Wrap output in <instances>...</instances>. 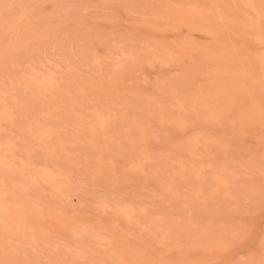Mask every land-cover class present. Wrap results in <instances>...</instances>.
I'll use <instances>...</instances> for the list:
<instances>
[{"label": "bare ground", "instance_id": "1", "mask_svg": "<svg viewBox=\"0 0 264 264\" xmlns=\"http://www.w3.org/2000/svg\"><path fill=\"white\" fill-rule=\"evenodd\" d=\"M28 1L0 0V231L25 226L33 235H62L69 243L57 250L62 255L41 245L43 257L35 243L40 253L23 251L42 264H264V0ZM40 3L52 15H40ZM58 25L77 40L56 34ZM28 43L43 50L27 51ZM15 48L26 50L25 61L36 59L34 69L50 57L62 66L50 72L57 81L49 87L40 82L42 103L27 99L37 92L27 75L33 92L25 75L20 82L22 70L18 77L1 63L18 55ZM23 61L15 67L29 66ZM79 63L89 69L75 72ZM14 84L29 94L13 97ZM80 148L94 151V165L71 155ZM64 154L73 168L62 167ZM108 173L112 180L102 178ZM124 173L151 189L138 182L142 192L129 187L123 195ZM130 192L139 202L125 203ZM179 205L185 212L177 227L165 213ZM104 208L110 214L96 213ZM74 218L94 223L76 227ZM3 242L0 264L31 258L14 259ZM70 244L83 254L72 257ZM164 247L178 258L156 261L152 250Z\"/></svg>", "mask_w": 264, "mask_h": 264}, {"label": "rangeland", "instance_id": "2", "mask_svg": "<svg viewBox=\"0 0 264 264\" xmlns=\"http://www.w3.org/2000/svg\"><path fill=\"white\" fill-rule=\"evenodd\" d=\"M26 1L28 2L27 4H29V1H28V0H26ZM26 1H25V2H26ZM32 1H33V4H31L32 6H33L34 4H35L36 7L39 6V5H37V4L39 3V1H38V3L35 2V0H32ZM95 1H96V0H95ZM131 1H133V0H124L123 3L127 5V4H128L129 2H131ZM20 2H22V1L20 0ZM25 2H24V0H23L22 3L25 4ZM69 2H70L69 0H64V5H63V6L69 5ZM36 3H37V4H36ZM40 4H41V3H40ZM16 5H17V3H16ZM25 5H26V4H25ZM25 5H24V6H25ZM12 6H13V7H16L15 5H12ZM35 6H33V7H35ZM28 7H29V6H28ZM28 7H24V9H25V8H28ZM30 8H32V7H29V9H30ZM38 8H39V9H38L39 12H41L40 15L44 14L46 11L51 10V8H49V7H46V6L43 7L42 4H41L40 7H38ZM5 9H6V6H4V8H1V7H0V18L3 17V15L5 14V13H3V11H5ZM16 10H17V11H16ZM27 10H28V9H27ZM27 10H26V9L23 10L24 13H25ZM23 11H20V12H21V13H20L18 9L13 8V13H15V14H17V15H18V14H19V15L23 14ZM49 12H50V11H49ZM46 13H47V15L49 14L48 12H46ZM84 13H86V12L84 11ZM50 14H51V13H50ZM50 14H49V15H50ZM51 15H52V14H51ZM84 15H85V18H88V17H87V14H84ZM135 15H136L137 17H138V16H141V14L139 15V14H137V13H136ZM31 16H32V15H31ZM59 26H60V25H58V27H59ZM56 27H57V26H56ZM58 27H57V28H58ZM62 27H63V26L59 27V31H58V29L54 28V26H53V28L57 30V31H56V34H57L58 32H60V33H58V34H61L62 31H63V32H65V35H64V33H62V34L64 35V38H65V39H68L69 41H70L71 39H74V36H73V34H72V33H73L72 30L70 31V30H69L70 28L67 30V29H66L67 27H65V26H64V27H65V28H64L65 30H64ZM60 28H61V29H60ZM54 29H53V30H54ZM62 29H63V30H62ZM138 29H142V28H141V27H138ZM51 31H52V30H51ZM52 32H55V31H52ZM1 38L3 39V37H0V39H1ZM4 38H5V39H3V40L1 39V40L3 41V43H6V37H4ZM76 40H77V39H76ZM76 40H74V41H76ZM58 41H59V40H58ZM74 41H70V42H74ZM11 43H12V41H11ZM30 43H31V42H30ZM30 43H28V44H30ZM32 43H34V42H32ZM9 44H10V42H9ZM50 44H51V43H50ZM30 45H31V46H30ZM30 45H28V47H27V45H26L25 49H26L27 51H28V50H29V51L32 50V49L34 48V46H35V44H33V45L30 44ZM48 45H49V43H48ZM51 45H52V44H51ZM0 46H1V41H0ZM10 46H11V45H9V47H10ZM29 46H30V47H29ZM36 46H37V47H36ZM36 46H35V48L38 49V46H39V48H41V49L43 50V47H41L40 45L36 44ZM31 47H32V48H31ZM46 47H48V46H46ZM29 48H31V49H29ZM37 49H36V50H37ZM41 49H40V50H41ZM44 49H46V48H44ZM19 50H21V49L19 48L18 51H19ZM26 50H25V51H26ZM36 50L33 49V51H36ZM47 50H51V53L55 51L54 49L52 50V46L50 47V45H49V47L47 48ZM13 51H16V53H18L16 48H15L14 50L12 49L10 52H13ZM23 51H24V50H22V52H23ZM25 51L23 52V54L26 53L25 55H22V54H21L22 52L20 53V51H19L18 55L20 54V55H22V56L19 57L18 59H17V57H16V56H18L16 53H14V54H16V56H15V55H12V56H14V58H13V57L11 58V53H9V54H10V57H9V58H11V59H9V58L7 59V58H6L7 56H6L5 59L3 58V60H1V63H4V64L6 65L7 70H8L10 67H12V68H10V70L13 69L12 72L14 71V72H16V74H17V71L20 72V71L22 70L21 73H19V74H21L22 76L19 75V74H17L18 77L21 76L20 78H18V79H20V82H21L22 80L25 79L23 82H25V84H27V83H26V82H27V79H29L28 81H32V82H33V83H32V84H33L32 88H33V89L35 88V92H37V93H38V92H41V94H42V90H40V89H41L42 87H44V86H43V85H40V82H43V83L46 82V83H45V86L48 85V87H49L50 81H51V83H52L53 79H55L54 75L56 76V74L52 72V73L54 74V75H53L54 78L52 79V78H51L52 73H50V72L54 70V68L56 67V64H57L56 69H58V70H59V68H61L62 66H60L58 63H56V61H54V57L51 59V57L49 56V57H50V58H49L48 55H50L51 53H50V54H49V53H46V50H44L45 52H43V51H42V52H43L44 54L46 53V54H45V58H44V54H43V53H41V54H42V57L44 58V60H45L46 58H49V59L47 60V62H44V61L42 60V57H41V56H40V57H41L40 61L38 60V58H39V57H38V58H37L38 61H36V62H37V63L39 62V64H40V63H41V60H42V62H44L45 65H44V67H43V66H42L43 64L41 63L42 65H40V69L42 70V67H43V70H42V71H41L40 69H38L39 67H37V69H38V70H37V69H36V66H35V69H34V68H33L34 65L31 64V59H32V61H35L36 59H34V57L31 58V59L29 60L30 63H29L27 60L25 61L22 57H23V56L25 57L26 55H27V56L29 55V54H28L27 52H25ZM33 51H32V52H33ZM47 52H49V51H47ZM30 53H31V52H30ZM27 58H28V57H27ZM16 59H17V60H16ZM22 59H23L25 62H24ZM25 59H26V58H25ZM33 59H34V60H33ZM17 61H18V62L20 61V63H22V61H23V63H24L23 65H27V64H28V65H29V66H27L28 69H26L27 67H25V69H24L22 65H21V66H22L23 69H21V66H20V65H19L20 68L15 67ZM45 61H46V60H45ZM25 63H27V64H25ZM33 63H34V62H33ZM37 63H36V64H37ZM17 64H19V63H17ZM30 64L32 65V68L30 67V66H31ZM34 64H35V63H34ZM3 66H4V65H1V64H0V70H2V67H3ZM37 66H39V65H37ZM13 67H15V69H16V68H18V69H17V70H14ZM30 68H31V69H30ZM32 69H33V70H32ZM56 69H55V70H56ZM73 69H74V68H73ZM73 69H72V70H73ZM88 69H89V65H86L85 63H79V64L77 65V67L74 69V71L77 72V73H83V72L85 73V70H88ZM31 70H32V73H30ZM55 70H54V71H55ZM62 70H63V69H61L60 71H62ZM80 70H81V71H80ZM8 71H9V70H8ZM23 71H24V73H22ZM56 71H57V70H56ZM60 71H58V73H59ZM29 73H30L31 75H29ZM0 74H1V73H0ZM11 74H12V75H11ZM11 74H9V75H11V76H14V75H15V76H16V74H14V73H11ZM59 74H60V73H59ZM23 75H25V76H24V79H22V78H23ZM26 75H27V77H29V78H27ZM60 75H61V74H60ZM35 76H36L37 78H35ZM25 77H26L27 79H26ZM50 78H51V80L48 81V79H50ZM35 79H36V80H35ZM38 80H39V81H38ZM55 80H56V79H55ZM55 80H54V81H55ZM47 81H48V82H47ZM54 81H53V82H54ZM56 81H57V80H56ZM37 82H38V83H37ZM14 83H15V82H14ZM53 84L55 85V83H53ZM14 85H15V87H14ZM14 85H11V86H13V88H15V89L11 88V91H10V92H12L11 95H14V94L18 91L17 94H19V95L21 96L22 93H25V92L28 93V92H27V89H29L28 87L31 88V86H28V84H27L28 87L26 86V91H25V92H23L24 89H23V91H22V89L18 88L19 90H21V94H20V91H19V90L16 91V89H17V88H16L17 84H14ZM35 85H38V87H36ZM50 85H51V84H50ZM24 87H25V85H24ZM32 88L29 89V91L31 90V91L33 92ZM36 88H38L39 91H38ZM51 88H53V86H52ZM42 89H43V88H42ZM31 91H30V92H31ZM46 91H49V89H46ZM52 92H53V91H52ZM37 93H34V92L31 93V97L26 96V95H25V96H26V97H29V98H27V99H30V100H33V101H38V102H41V103H42V101H45V100H43V99H46V98H43L41 95H39V93H38V94H37ZM44 93H46V92H44ZM44 93L42 94L43 96L45 95ZM47 93H48V92H47ZM28 94H29V93H28ZM32 94H34L35 96L32 97V96H33ZM49 94H51V93H49ZM19 95H17V96H19ZM23 95H24V94H23ZM20 96H19V97H20ZM51 96H52V95H50V98H51ZM13 97H16V96L14 95ZM44 97H45V96H44ZM46 97H47V95H46ZM48 97H49V95H48ZM48 97H47L46 102H47L48 99H49ZM17 98H18V97H17ZM41 98H42V99H41ZM43 103H44V102H43ZM89 103H91V102H89ZM93 103H94V101H93ZM73 112H74V111H73ZM74 113H76V112H74ZM60 141H61V140H60ZM82 141L84 142V140H81V143H80V144H82ZM56 142H58V140H57ZM54 143H55V142H54ZM97 143H98V142H97ZM83 144H84L85 146H87V143H86V142L83 143ZM108 146H109V145H107V147H108ZM108 149H109V147H108ZM81 150H82V155H81ZM92 150H93V149H92ZM86 151H87V152H86ZM86 151L80 148L79 152H78V151H73V152H71L72 154H71L70 152H69V154L74 155V154H78V153H79L77 157H78L79 160H80V159H81L82 161L84 160L83 163H84V162H87V161L90 162L91 160H92V161H95V154H94V155L92 154V153H94V151H91V152H89V153H88V151H90V150L87 149ZM107 151H108V150H107ZM107 151H106V152H107ZM83 152L85 153V155H86V153H87V156H88L89 160H88V158H87L86 156L83 155V154H84ZM95 153H96V152H95ZM114 153H115V152H114ZM114 153H113V156H114ZM37 154H38V157H39V153H37ZM37 154H36L35 157H37ZM90 154H91V155H90ZM107 154H108V152H107ZM109 154H110V153H109ZM109 154H108L107 156H106V154H105V156H106L107 158H108V156L111 157ZM40 155H41V153H40ZM47 155H48V157H49V156H51L52 154H49V153H48ZM53 156H54V154H53ZM57 156H58V155H57ZM61 156H62V155H61ZM61 156H58L59 159L62 158L60 161L63 160V156H62V157H61ZM66 156H67V155H66ZM91 156H92V157H91ZM35 157L33 156V160H34V159H35V160H39V159H37L38 157H37V158H35ZM43 157H45L46 160H47V156H43ZM55 157H56V156H55ZM69 157H70V155L67 156V158H66V157H65V154H64V159H65V160L68 159V160L70 161ZM52 158H54V157H52ZM52 158H49V160L52 159ZM54 159H55V158H54ZM35 160H34V161H35ZM46 160H45V161H46ZM49 160H48V162H50ZM52 160H53V159H52ZM52 160H51V161H52ZM56 160H57V159H56ZM65 160H63V161L61 162V164L64 162V164H62V167H63V165L65 166V162H67V163H66V167H67V165H70V164H69L70 162L68 163V160H67V161H65ZM57 161H58V160H57ZM57 161H56V163H57L58 165L55 164V166H59V161H58V162H57ZM53 162H54V160L52 161V163H53ZM46 163H47V162H46ZM52 163H51V164H52ZM54 163H55V162H54ZM83 163H82V164H83ZM94 163H96V162H94ZM94 163L92 164V163L90 162L89 165H91V164L94 165ZM86 164H87V163H86ZM86 164H84L83 167H84V168H89L88 164H87V165H86ZM52 165H54V164H52ZM92 165H91V166H92ZM95 165H96V164H95ZM104 165H105V166H101V167H103V168H104V167H107V166L109 167V165H107V164H104ZM106 165H107V166H106ZM72 166H74V165L71 164L70 167L73 168ZM87 166H88V167H87ZM97 166H98V165H96V167H97ZM68 167H69V166H68ZM93 167H95V166H93ZM98 167H99V166H98ZM101 167H99V168L102 169ZM90 168H92V167H90ZM103 170L106 171V168L103 169ZM103 170H102L101 173L104 172ZM109 171H110V170H109ZM106 172H108V170H107ZM127 172H130V171H127ZM127 172L125 171L126 174H127ZM104 173H105V172H104ZM109 173L111 174L112 172H109ZM109 173H108V175H106V176L103 174L104 176L102 175V178L105 179V177H106L107 180H108L109 178H111V177L114 178L113 176H109V175H110ZM118 173H120V172H118ZM121 173H122V175H123V172H121ZM125 173H124V174H125ZM105 174H107V173H105ZM126 174L124 175V176H125V179H124V176H123V178H122V176H121L120 174L118 175V176H121V178H122V179H121V182H119V183H122V182L125 180L126 182L128 181V184H129V185H128V184L124 181V182L122 183V185H121V184L119 185V187L122 189V191H123L124 193H125V191H126V194H123V195H128V192L130 191V189H131V192H132V193H134V191L136 190V188H138V190H139V187H138V186L141 185V184H143V185L140 186V187H142V188L145 189V187H143V186H147L149 189H151L148 185H146V183L144 184L142 181H140L139 178H137L136 176H134L133 173H131V174H132V175H131V179H130V174H128L129 179L127 180V178H126ZM107 176H108V178H107ZM132 176L134 177L133 180H132ZM112 178H111V180H112ZM118 178H119V177H118ZM118 178H117V179H118ZM130 180H132V181L130 182ZM135 180H136V181H135ZM134 181H135V182H134ZM133 182H134L135 184L139 182V183H138L139 185H138V184L135 185V184H133ZM97 183H98V184H97ZM101 183H102V182H100V183H99V182H96V187H98V186H100L99 188L103 187V186H102L103 183H102V184H101ZM125 183H126V184H125ZM130 183H132V186H131ZM140 183H141V184H140ZM99 184H101V185H99ZM124 184H125V185H124ZM103 185H104V184H103ZM126 185L128 186V189H125V188H127ZM104 186H105V185H104ZM122 187H123L125 190H124ZM129 187H130V189H129ZM133 187H134V188H133ZM99 188H96V189L101 190V189H99ZM117 188H118V186H117ZM117 188H116V189H117ZM120 188H118V189H120ZM142 188H140V189H142ZM80 189H82V191L84 190L83 188H80ZM116 189H115V191L117 192L116 194H119V193H120V195H121V194L123 193L122 191H120L121 189H120L119 191H118V189H117V190H116ZM146 189H147V188H146ZM102 190H104V189H102ZM32 191H33V190H32ZM142 191H143V190H139V192H142ZM144 191H145V190H144ZM121 192H122V193H121ZM131 192H130V193H131ZM146 192L149 193V191H146ZM150 192H151V191H150ZM132 193H131L130 195H131L132 197H134V196L132 195ZM148 193H147V194H148ZM150 194H153V192L150 193ZM130 195H129V198H127L128 196H122V197H124V199H125V197H126V199H125V200H126L125 203L127 202V203H130V204H136V202H139L138 200H140V198H137V197L135 198V197H134L135 199H133V198H131ZM158 195H159V194H157V196H158ZM160 195H161V194H160ZM161 196H163V195H161ZM165 197H166V195H165ZM167 197H168V196H167ZM128 199H131V202H130ZM142 199H143V198H142ZM128 201H129V202H128ZM141 201H142V200H141ZM181 206H182V205H179V206H173V207H175L174 210H172V211H167V213H165V215H168V216H166V217H167V218H170V219L172 220L174 226L176 225L177 227H180V226L183 224V222H184V220L181 219V218H182L181 215H182L185 211H182L183 208L180 209ZM105 208H106V207H105ZM105 208H104L103 210H101V211H100V209H99V211L97 210L98 212L96 211V213H99V212H100V214H104V212H105V215L110 214V212L108 211L109 208H108V210H107L108 214H106V211H105L106 209H105ZM208 211H209V209L207 210V212H208ZM80 221L83 222V225H81V224H79V225L84 226L83 228L86 227L85 222L90 223V224L94 223L93 220H92V219H89V218H74V219L70 220V222H72V223H70V225H73V223L75 222V226L77 227V226H79V225H76V222L80 223ZM84 221H85V222H84ZM82 222H81V223H82ZM148 222H149V221H148ZM62 223L64 224V223H66V221H63ZM87 223H86V224H87ZM149 223L154 224V225H155V224H156V225L160 224V222H154V221H153V222L151 221V222H149ZM162 223H163V222H162ZM90 224H88L87 226H89ZM75 226H74V227H75ZM81 226H79V227H81ZM19 227H21V226H18V227H17L18 229H17L16 227L13 228L14 230H13L12 228H11V229L8 228V231H6L7 233H6L4 230H2V229H1V231H0V234H1V235H0V239H1L0 242H1V243H2L3 241L6 242V244L12 249L13 252H11V253H15V254H14V255H15V256H14V259H17V258H15L16 255H17L16 253H20L19 255L21 256V254H23V253H27V252H23V251H25V250H27V249H30L32 252H33V251H35V252H36V251L39 252L37 249H39L41 245H46V246L48 245V248H47V249L51 248V249H49V251L53 250L54 254H57V252L60 250V248H61V250H62V248L67 247V244H69L68 242H66V241L63 239V236L60 235V234H58L57 232H54V231L52 232V231H51V232L48 233L47 231L43 230V231H44L45 233H47L48 235L45 234L44 232L41 233L40 231H38V233L35 232L36 235H33L34 232H33V230H30L29 227H28V228H25V226H24V228L21 227V229H19ZM72 227H73V226H72ZM74 227H73V229H74ZM79 227H78V228H79ZM9 229H10V230H9ZM15 229H16V230H15ZM75 229H76V231H77V228H75ZM41 230H42V229H41ZM82 230H83V232H82ZM82 230H81V232H82L83 234L87 233V231H86L85 229H82ZM3 231H4L5 233H3ZM79 231H80V230H79ZM79 231H78L77 233H79ZM39 232H40V233H39ZM77 233H76V234H77ZM18 235H19L20 237H19ZM77 235L80 236L81 233H80V234H77ZM17 236H18V237H17ZM33 236L36 237V239L34 238L35 241L31 242L32 240H30V239L33 238ZM44 236H45L46 238H45ZM49 236H50V237H49ZM79 236H78V237H79ZM81 236H83V235H81ZM81 236H80V239L82 238ZM16 237H17V238H16ZM24 237H25V238H24ZM98 238H99V236H98ZM78 239H79V238H78ZM5 240H6V241H5ZM7 240H8V241H7ZM203 240H204V241L208 240V238L206 237V234L204 235V239H203ZM43 241H44V242H43ZM4 242H3V244H4L3 247H6L7 245H5ZM7 242H8L9 244H8ZM33 243H35L36 248L38 247L37 245H39V247L36 249V248L33 246ZM45 243H46V244H45ZM68 246H69L68 248H70L71 251H72V250H73V249H72L73 246H72L71 244L68 245ZM41 247H42V249H43L44 246H41ZM52 247H53V248H52ZM55 247H56V248H55ZM58 247H59V248H58ZM73 248H74V247H73ZM77 248H78V247L75 246V249H77ZM138 248H139V247H138ZM138 248H137V250H139L138 252H140V248H139V249H138ZM7 249H9V248H7ZM7 249H6V250H7ZM42 249H39V250L42 251ZM45 249H46V247H44V249H43V254H41V256H43V257H44V254H45V253L47 254V252H44ZM66 249H67V248H65V250H66ZM75 249H74V250H75ZM135 249H136V248H135ZM55 250H56V251H55ZM57 250H58V251H57ZM63 250H64V249H63ZM65 250H64V251H65ZM74 250L72 251V252H73V253H72L73 255H71L72 257L75 256L76 254H81V253L83 254V252H82L83 249H80L81 252H77V253L75 252L76 254H74ZM77 250L79 251V248H78ZM77 250H76V251H77ZM9 251H10V250H8V253H9ZM21 251H22V252H21ZM87 251H88V250H87ZM132 251H133V250H132ZM143 251H144V250H143ZM6 252H7V251H5V253H6ZM53 252L51 251V253H53ZM61 252H62V253H66V252H63V251H61ZM61 252H58V253L62 255ZM88 252H89V251H88ZM136 252H137V251H135V254L138 255V252H137V253H136ZM141 252H142V250H141ZM5 253H4V255H5ZM28 253H29V252H28ZM28 253L26 254V256H28V255L31 254V252H30L29 254H28ZM39 253H40V252H39ZM67 253L69 254V252H67ZM49 254H50V252H49ZM85 254H86V252H85ZM152 254H153V258H154L155 260L158 258V259H157V260H159L158 262L162 261V258L165 259V257H166V259H170V257H172V258L175 257L173 260L170 259V260L174 261V260H176V258H178V256H179V254H178V255H173V256H172V255L170 254V252H168V249H165V247H164V248H154V249L152 250ZM10 255H11V254H10ZM19 255H17V256H19ZM37 255H38V253H37ZM39 255H40V254H39ZM51 255H53V254H51ZM63 255H64L65 257H67V254H63ZM69 255H70V254H69ZM137 255H136V256H137ZM23 256H24V255H23ZM26 256H25V257H26ZM32 256H33V253H32V255H30V257H31L30 259L28 258V260H27V259L25 260V258H24L25 262H24V260H22V261H23L25 264H42V262H44V260L41 258L42 261H41V263H39V261H38L39 257L37 258V260L35 259V258H36V254H35L34 257H32ZM41 256H40V257H41ZM48 256H49V255H48ZM76 256H77V255H76ZM6 257H9V256L6 255ZM21 257H22V256H21ZM28 257H29V256H28ZM2 258H3V259H6L5 257H2ZM26 258H27V257H26ZM8 259H9V258H8ZM8 259H6V261H7ZM10 259H12V261H13V257L11 258V256H10ZM18 259H21V258H18ZM18 259H17V261H18ZM22 259H23V258H22ZM41 259H40V260H41ZM72 260H73V259H72ZM157 260H156V261H157ZM10 261H11V260H10ZM15 261H16V260H15ZM15 261H13V262H15ZM17 261H16V262H17ZM19 261H20V260H19ZM214 261H215V259L212 258V262H214ZM13 262H12V264H13ZM26 262H27V263H26ZM74 262H75V260H74ZM123 262H124V260H123ZM71 263H73V262H71ZM131 263H133V264H143L142 261H137V259L133 260L132 262H129V264H131ZM17 264H18V263H17ZM44 264H45V263H44ZM74 264H76V262H75ZM118 264H119V263H118ZM124 264H125V263H124Z\"/></svg>", "mask_w": 264, "mask_h": 264}]
</instances>
